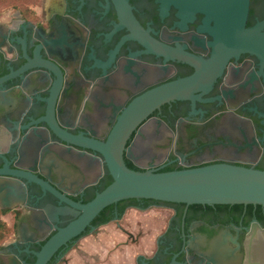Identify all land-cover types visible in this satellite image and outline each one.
Listing matches in <instances>:
<instances>
[{
    "label": "flooded vegetation",
    "instance_id": "af4514ba",
    "mask_svg": "<svg viewBox=\"0 0 264 264\" xmlns=\"http://www.w3.org/2000/svg\"><path fill=\"white\" fill-rule=\"evenodd\" d=\"M120 5L121 0H36L22 8L4 9L12 11L0 22V79L12 78L0 91V141L13 140L21 159L38 161V178L47 181L51 176L61 188L79 193L71 198L83 203L112 178L100 155L67 145L38 125L46 99L43 84L48 80L39 69L22 74L25 52L32 57L36 50L43 61L60 64L63 58L79 67L73 76L76 87L63 85L57 111L53 107L56 128L98 141L106 140L119 112L135 97L196 72L183 61L143 55L144 34L166 47L169 55L208 60L212 53L208 45L212 37L199 32L202 14L187 21L166 1L128 0L142 34L121 24ZM263 22L264 0H251L246 28ZM107 65L104 74L100 67ZM202 99L208 102L197 101L194 107L190 101L163 105L145 121L141 133L135 132L128 142V146L134 143L135 168L169 172L230 163L264 170L261 60L249 53L230 59ZM5 149L2 154L9 159L16 156ZM4 165L0 160V169ZM23 183L26 198L13 200L10 210L1 207L5 195L0 194V208L6 211L1 219L12 229L0 241V264H35V253L78 214L39 185ZM8 184L17 183L0 178V187ZM106 213L111 218L102 222ZM102 217L61 248L49 264H70L72 256L74 264H87L76 254L79 251L94 257L88 264H115L116 255L126 249L130 260L125 264H264V254L251 249L250 242L255 225L264 231L261 206L123 201L110 206ZM105 239L110 242L102 250Z\"/></svg>",
    "mask_w": 264,
    "mask_h": 264
},
{
    "label": "water",
    "instance_id": "95a60500",
    "mask_svg": "<svg viewBox=\"0 0 264 264\" xmlns=\"http://www.w3.org/2000/svg\"><path fill=\"white\" fill-rule=\"evenodd\" d=\"M165 1L178 8L179 17L184 20L193 21L197 13L204 16V25L199 28V32L212 37V41L208 43L212 49L211 57L204 60L182 53L169 55L166 47L151 41L140 30L128 0H121V24L133 33L135 31L146 36L145 42L141 41L147 49L143 55L161 57L166 62L183 61L194 67L196 72L192 76L154 87L135 97L119 112L105 141L73 137L59 132L56 128L54 108L57 111V104L65 92L63 85L71 83L76 87L73 76L79 72V67L63 58H59L60 64L43 61L36 50L32 57L25 52L27 65L22 74L39 69L48 80L43 84L45 86L42 90L46 99L43 100V115L38 125H42V130L46 128L67 145L100 155L101 162L112 178V183L97 192L91 201H76L71 196L79 193L61 188L54 183L51 176L46 177L47 181L38 178L35 173L38 161L34 158L21 159L18 154L20 149L14 146L13 140L10 143L0 141V160L5 163L0 169V178L15 180L17 183L0 187V194L4 192L5 195L1 200L3 209H12L13 200H25L26 191L22 186L26 181L39 185L45 193L49 191L58 199L60 205L66 204L78 213L66 226L58 227L57 232L35 253V264H49L61 248L67 247L71 241L83 235L87 228H92V222L105 209L127 200H151L186 206L254 205L264 208V170L215 163L169 172H160V169L137 171L129 168L126 163V159L136 162L132 155L134 143L128 146L129 140L135 132L141 133L145 121L163 105L175 101H190L194 107L197 101L208 102L202 99V95L221 76L226 63L232 58L237 59L243 53L257 56L264 64V22L256 27L246 28L251 0H162ZM150 47L154 49L151 50ZM1 63L0 56V66ZM109 68L108 65L100 67L103 73ZM11 79H0V91L4 90V84L11 82ZM71 90L73 93L77 92L76 88ZM58 112L62 115L61 110L58 109ZM24 130L23 127V136ZM4 148H7L6 153L13 151L16 156L9 159L2 154ZM32 163L35 166L29 165ZM250 237L251 246L253 245L251 249L264 254V231L255 225Z\"/></svg>",
    "mask_w": 264,
    "mask_h": 264
},
{
    "label": "trees",
    "instance_id": "16d2710c",
    "mask_svg": "<svg viewBox=\"0 0 264 264\" xmlns=\"http://www.w3.org/2000/svg\"><path fill=\"white\" fill-rule=\"evenodd\" d=\"M36 0H0V12L6 8L9 7H16V8H22L25 6L26 3L28 4H32L34 3ZM126 163L128 165L129 168L133 169V170H137L139 171L137 168L134 167L133 163L129 160H126ZM112 183V180H110L103 188L102 190H104L106 187H108L110 184ZM101 190V191H102ZM138 201H147V200H129V201H124V202H129V203H134L137 204ZM122 203V202H121ZM109 209V207L107 209H105L95 220H98L102 217V214L105 213V211L107 212V210ZM6 211L2 210L0 208V241H2L9 233H11L12 229L7 226V224L1 219L2 215L5 214ZM111 217L106 213L103 217H102V222H106L110 219Z\"/></svg>",
    "mask_w": 264,
    "mask_h": 264
},
{
    "label": "crops",
    "instance_id": "0c3cea01",
    "mask_svg": "<svg viewBox=\"0 0 264 264\" xmlns=\"http://www.w3.org/2000/svg\"><path fill=\"white\" fill-rule=\"evenodd\" d=\"M10 11H12V9H8V10H4V11L0 12V22H5L8 19L7 16L10 15ZM126 250H127V252L125 251L126 253L121 252L119 255H116L115 264H125L130 260V256L128 255L129 249H126ZM80 253H82V251H79L78 253L76 252V254L79 255L81 257V259L83 260V262H85V263H86V260L89 261L91 258H94L93 256H91V255L89 256L86 253H82V254H80ZM87 253H88V250H87ZM74 259H75L74 256L69 257L70 264H74Z\"/></svg>",
    "mask_w": 264,
    "mask_h": 264
},
{
    "label": "rangeland",
    "instance_id": "374dc122",
    "mask_svg": "<svg viewBox=\"0 0 264 264\" xmlns=\"http://www.w3.org/2000/svg\"><path fill=\"white\" fill-rule=\"evenodd\" d=\"M3 11V10H2ZM96 236V235H95ZM110 241H109V239H105V241L103 242V244L101 245V247H102V250H104V248L107 246V244L109 243ZM83 249V248H82ZM81 249V250H82ZM80 250V249H79ZM70 253H72V252H70ZM74 253V252H73ZM82 253H85V252H82ZM82 253H80V254H82ZM92 255H95V253H91ZM97 255V254H96ZM100 256H102V255H100ZM97 257V256H96ZM101 259V258H100ZM106 258H102L101 260H105ZM95 261V260H94ZM111 261V259H109V261L108 262H110ZM86 263L88 264L89 263V261L88 260H86ZM100 263V262H99ZM77 264H82V263H77Z\"/></svg>",
    "mask_w": 264,
    "mask_h": 264
}]
</instances>
